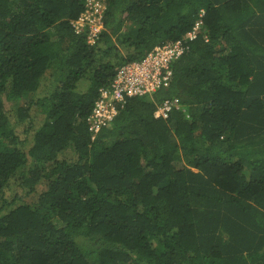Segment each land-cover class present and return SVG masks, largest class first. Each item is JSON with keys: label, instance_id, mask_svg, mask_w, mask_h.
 Masks as SVG:
<instances>
[{"label": "trees", "instance_id": "1", "mask_svg": "<svg viewBox=\"0 0 264 264\" xmlns=\"http://www.w3.org/2000/svg\"><path fill=\"white\" fill-rule=\"evenodd\" d=\"M85 1L0 0V264H264V0H104L93 44ZM198 20L168 85L90 130L119 66Z\"/></svg>", "mask_w": 264, "mask_h": 264}, {"label": "built area", "instance_id": "2", "mask_svg": "<svg viewBox=\"0 0 264 264\" xmlns=\"http://www.w3.org/2000/svg\"><path fill=\"white\" fill-rule=\"evenodd\" d=\"M104 11V0H86L83 11L72 21L75 33H85L87 42L95 43L104 28ZM201 24V20L196 21L192 30L182 39L157 45L143 59L119 66L109 86L99 90V96L88 117L90 130L97 132L110 123L118 113V108L123 107L128 98L151 95L167 86L172 76V62L188 49V41L196 37ZM175 108H179L177 97L164 99L157 106L154 117L167 118Z\"/></svg>", "mask_w": 264, "mask_h": 264}, {"label": "rangeland", "instance_id": "3", "mask_svg": "<svg viewBox=\"0 0 264 264\" xmlns=\"http://www.w3.org/2000/svg\"><path fill=\"white\" fill-rule=\"evenodd\" d=\"M47 75H48V74H47ZM49 83H50V79H49L48 77L44 78V80H43V82H42V87H41V89H40V93H44V92H43V89H44L45 87L48 88ZM22 137H23V134H22ZM36 196H37V192H36L34 195H32L30 198H27L26 200L31 201V200L35 199Z\"/></svg>", "mask_w": 264, "mask_h": 264}]
</instances>
